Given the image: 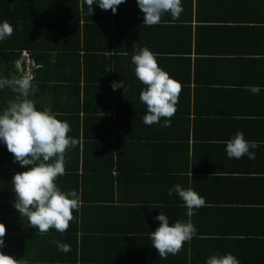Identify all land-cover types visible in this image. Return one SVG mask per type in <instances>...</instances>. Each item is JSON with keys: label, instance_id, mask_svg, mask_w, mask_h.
I'll return each instance as SVG.
<instances>
[{"label": "crops", "instance_id": "crops-1", "mask_svg": "<svg viewBox=\"0 0 264 264\" xmlns=\"http://www.w3.org/2000/svg\"><path fill=\"white\" fill-rule=\"evenodd\" d=\"M182 6L177 26L162 22L171 27L159 40L157 28L143 24L136 0H126L100 23L111 30L99 40L111 38L115 51L90 55L79 70L65 58L59 80H33L36 106L50 105L77 140L56 181L74 190L79 174L77 241L67 230L23 229L32 226L13 206L11 179L27 166L0 143V222L6 228L0 252L18 264H204L216 252H231L240 264H264V0H182ZM145 46L182 86L170 127L143 122L147 109L137 92L145 85L131 57ZM39 66L22 51L10 73L35 78ZM70 74L80 76L79 99ZM121 79L125 91H113L112 82ZM254 85L259 94L247 90ZM15 95L0 90V109ZM238 131L260 144L252 150L255 159L227 156L225 142ZM177 183L191 186L205 204L190 217L193 238L160 258L149 237L160 223L157 214L165 213L170 224L189 219L183 201L168 195ZM58 244L71 251L61 252Z\"/></svg>", "mask_w": 264, "mask_h": 264}, {"label": "clouds", "instance_id": "clouds-1", "mask_svg": "<svg viewBox=\"0 0 264 264\" xmlns=\"http://www.w3.org/2000/svg\"><path fill=\"white\" fill-rule=\"evenodd\" d=\"M126 0H83L87 7V15L94 12V5L102 10L111 9L115 14L120 4ZM143 12V24L153 26L161 22L165 14L172 20H177L183 11L182 0H136ZM19 30L20 25L15 26ZM14 27L8 21H0V42L7 40L13 33ZM135 66L137 79L145 85L139 94L140 101L146 105L147 112L143 117L145 125L161 124L171 126V118L176 113L181 83L166 70L158 66L156 54L148 47L137 48L131 57ZM111 69V68H110ZM110 69H107L110 70ZM33 76L5 77L0 76V90L5 87L16 95L8 100L7 106L0 109V143L6 145L13 154L14 161L26 170L17 172L11 179L15 199L12 202L20 215L28 218V223L47 233L55 229L64 233L69 223L74 219L73 211L80 208V194L77 190L64 191L57 184V178L65 174L66 152L77 144V140L69 136L71 131L67 121L58 119L50 105L39 108L31 98L39 91L33 83ZM113 91L124 88L122 79L111 84ZM252 94H259V85L246 86ZM162 121V123H161ZM226 143V154L232 159L247 156L255 159V152L260 144L249 141L243 132H236ZM175 193L187 209L188 220H176L169 223L168 216L159 212L155 219L158 227L150 231L152 246L160 258L169 254H177L185 242L190 241L196 234V227L190 217L205 204V200L191 186L185 188L179 183L169 188L168 195ZM5 225L0 222V247L3 246ZM61 252L71 251L70 245L58 244ZM0 264H18V260L0 252ZM204 264H240L239 259L231 252H216L206 257Z\"/></svg>", "mask_w": 264, "mask_h": 264}, {"label": "trees", "instance_id": "trees-1", "mask_svg": "<svg viewBox=\"0 0 264 264\" xmlns=\"http://www.w3.org/2000/svg\"><path fill=\"white\" fill-rule=\"evenodd\" d=\"M93 7L94 12L88 16L83 0H0V21H8L14 27L12 35L0 42V76L12 77L10 70L13 62L22 51H27L36 64L40 65L35 69L34 79H43L45 83L59 80L57 69L65 58H71L72 66L79 70L90 55L99 58L105 53L115 51L111 38L104 37L100 40L98 38L100 34L111 30L110 27L103 26L106 25L104 22L103 25L100 24L107 10H102L99 6ZM163 21L173 20L169 14H165L161 24L150 27V30L157 28L155 36L159 40L168 29L165 27H171L162 24ZM175 21L168 23L172 24V27L177 26ZM16 25H20L19 30H16ZM70 76H67V80L74 83L76 98L79 99L80 93L84 94V90L80 87V76L76 74ZM139 92H137L138 96ZM74 181V190L78 191V181H80L78 173L74 175ZM79 210L73 211L74 219L67 229L68 233H72L74 243L77 241ZM25 219L28 221L26 216L21 217L23 222ZM23 229L29 231V234L36 231V228L32 227Z\"/></svg>", "mask_w": 264, "mask_h": 264}]
</instances>
